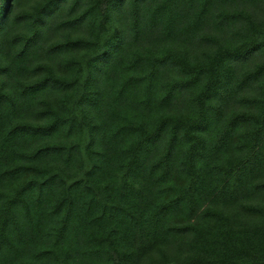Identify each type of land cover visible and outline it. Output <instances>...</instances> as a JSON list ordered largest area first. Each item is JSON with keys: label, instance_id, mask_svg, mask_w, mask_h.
Instances as JSON below:
<instances>
[{"label": "trees", "instance_id": "1", "mask_svg": "<svg viewBox=\"0 0 264 264\" xmlns=\"http://www.w3.org/2000/svg\"><path fill=\"white\" fill-rule=\"evenodd\" d=\"M0 264H264V0H0Z\"/></svg>", "mask_w": 264, "mask_h": 264}]
</instances>
